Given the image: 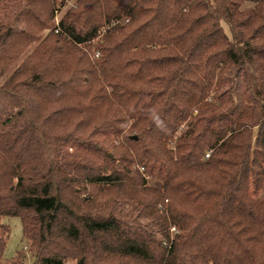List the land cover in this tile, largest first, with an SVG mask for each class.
Here are the masks:
<instances>
[{
    "label": "trees",
    "instance_id": "1",
    "mask_svg": "<svg viewBox=\"0 0 264 264\" xmlns=\"http://www.w3.org/2000/svg\"><path fill=\"white\" fill-rule=\"evenodd\" d=\"M69 1L0 0V220L34 264H264V0Z\"/></svg>",
    "mask_w": 264,
    "mask_h": 264
},
{
    "label": "rangeland",
    "instance_id": "2",
    "mask_svg": "<svg viewBox=\"0 0 264 264\" xmlns=\"http://www.w3.org/2000/svg\"><path fill=\"white\" fill-rule=\"evenodd\" d=\"M75 0L69 1L67 6L59 13L57 16L58 19H56V23L61 19V17L66 13V11L73 5ZM47 34V33H45ZM44 34V35H45ZM43 35V36H44ZM96 44V43H95ZM1 224L8 225L10 228V234L9 238L6 242V247L3 253V258L6 261H11L14 258H16L17 253L19 251H22L24 255H26L24 262L25 264H34V257L32 253L29 251L27 248V242L23 237V232H22V223L19 218H7V219H2L0 220ZM65 264H77L76 261L69 260L65 262Z\"/></svg>",
    "mask_w": 264,
    "mask_h": 264
},
{
    "label": "built area",
    "instance_id": "3",
    "mask_svg": "<svg viewBox=\"0 0 264 264\" xmlns=\"http://www.w3.org/2000/svg\"><path fill=\"white\" fill-rule=\"evenodd\" d=\"M207 157H209V155H207ZM172 232H176V229L175 228H172Z\"/></svg>",
    "mask_w": 264,
    "mask_h": 264
}]
</instances>
